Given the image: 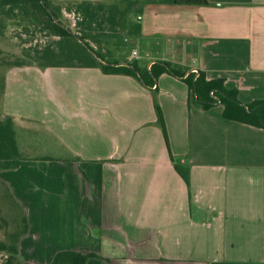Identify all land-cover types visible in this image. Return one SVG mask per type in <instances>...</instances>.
Instances as JSON below:
<instances>
[{"label":"crops","instance_id":"1","mask_svg":"<svg viewBox=\"0 0 264 264\" xmlns=\"http://www.w3.org/2000/svg\"><path fill=\"white\" fill-rule=\"evenodd\" d=\"M207 1L138 2L135 47L111 61L168 60L223 78L244 103L264 99V0ZM2 83L20 156L0 159V181L27 220L21 260L75 250L109 260L85 264H264L263 128L203 109L168 73L156 82L168 145L154 87L129 75L30 64Z\"/></svg>","mask_w":264,"mask_h":264},{"label":"trees","instance_id":"2","mask_svg":"<svg viewBox=\"0 0 264 264\" xmlns=\"http://www.w3.org/2000/svg\"><path fill=\"white\" fill-rule=\"evenodd\" d=\"M161 2L180 5L208 4L207 0H161ZM47 8L56 17V12L53 11L48 0H0V35L2 34L1 28L5 26V18H9L11 14L18 10L20 15H29L32 20L31 22L38 21L41 24V31L58 37L55 41V47L46 45L42 49L36 50L37 64L35 65L41 67L98 66L104 73L129 75L147 87H154L152 99L156 120L167 145L168 141L163 115L156 97V82L158 77L163 73H168L183 81L194 100L203 109L206 110L219 104L222 106L221 114L225 120L237 121L264 129V99H256L244 103L237 98L236 89L227 88L224 85L223 78L209 79L202 70L192 71L187 67L168 60H154L148 68L141 67L136 60L124 64L117 61H109L102 53L93 49L88 43L87 40L93 38L92 35L86 32H79L78 34L71 31L60 21H55ZM104 11L105 7L102 4L82 1L78 5V13L81 15L78 23L85 24L90 28L93 23H97L100 26L102 22L107 21L111 25L112 30H115V26L120 23L117 15L111 11L108 15H104ZM100 13L102 14L100 15ZM93 40L96 39L93 38ZM10 65L21 66L24 63L21 60H14L10 62ZM18 156L20 155L15 140L12 117L9 115L1 116L0 114V159ZM170 157L173 160L171 154ZM174 167L183 179L188 182L187 169L185 168L184 171V167L178 163H174ZM1 183L3 184V182ZM7 190L9 192L8 188ZM19 210L20 229L8 233L7 240L0 241V251L6 254L2 264H31L21 260L19 257L18 242L28 227L25 213L21 207H19ZM89 258L109 261L94 252L83 253L75 250H59L54 253L48 264H85Z\"/></svg>","mask_w":264,"mask_h":264},{"label":"rangeland","instance_id":"3","mask_svg":"<svg viewBox=\"0 0 264 264\" xmlns=\"http://www.w3.org/2000/svg\"><path fill=\"white\" fill-rule=\"evenodd\" d=\"M53 11L56 12V20L60 21L71 31L86 32L93 36L88 43L109 61L124 57L134 46L135 36L130 32L136 23L138 2L145 0H48ZM82 1H90L93 4H102L105 7L104 15L111 11L117 15L119 25L112 30L111 25L104 21L99 26L91 24L88 28L85 24H79L81 15L78 13V5ZM114 7V8H111ZM102 13H100L101 15ZM30 16L20 15L16 10L9 18H5V26L1 28L0 35V105L2 94L3 72L10 67V62L21 60L24 65L37 64L36 50L46 45L55 47L56 36L49 35L40 30L38 21L31 22ZM151 44V43H150ZM1 109V107H0ZM20 229V210L12 200L7 188L0 182V241L7 240V234ZM6 254L0 251V264Z\"/></svg>","mask_w":264,"mask_h":264},{"label":"built area","instance_id":"4","mask_svg":"<svg viewBox=\"0 0 264 264\" xmlns=\"http://www.w3.org/2000/svg\"><path fill=\"white\" fill-rule=\"evenodd\" d=\"M137 18L139 19L140 16L138 15ZM131 56L137 58V53H136V50L135 49L131 50Z\"/></svg>","mask_w":264,"mask_h":264},{"label":"water","instance_id":"5","mask_svg":"<svg viewBox=\"0 0 264 264\" xmlns=\"http://www.w3.org/2000/svg\"><path fill=\"white\" fill-rule=\"evenodd\" d=\"M47 10L49 11V13L52 15V17L54 18L55 16L53 15V13L50 11V9L49 8H47ZM54 20L56 21V19L54 18ZM79 41H81V40H79ZM82 42V41H81ZM82 43H84V42H82ZM121 64H124V63H121Z\"/></svg>","mask_w":264,"mask_h":264}]
</instances>
